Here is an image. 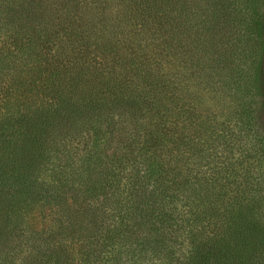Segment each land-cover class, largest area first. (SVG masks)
Masks as SVG:
<instances>
[{
    "label": "trees",
    "instance_id": "obj_1",
    "mask_svg": "<svg viewBox=\"0 0 264 264\" xmlns=\"http://www.w3.org/2000/svg\"><path fill=\"white\" fill-rule=\"evenodd\" d=\"M264 0H0V264H264Z\"/></svg>",
    "mask_w": 264,
    "mask_h": 264
},
{
    "label": "rangeland",
    "instance_id": "obj_2",
    "mask_svg": "<svg viewBox=\"0 0 264 264\" xmlns=\"http://www.w3.org/2000/svg\"><path fill=\"white\" fill-rule=\"evenodd\" d=\"M261 120H262V123L264 125V106H263V109L261 111Z\"/></svg>",
    "mask_w": 264,
    "mask_h": 264
}]
</instances>
